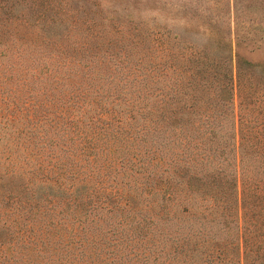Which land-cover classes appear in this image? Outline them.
I'll return each mask as SVG.
<instances>
[{"label":"trees","instance_id":"1","mask_svg":"<svg viewBox=\"0 0 264 264\" xmlns=\"http://www.w3.org/2000/svg\"><path fill=\"white\" fill-rule=\"evenodd\" d=\"M263 9L0 0V264H264Z\"/></svg>","mask_w":264,"mask_h":264},{"label":"rangeland","instance_id":"2","mask_svg":"<svg viewBox=\"0 0 264 264\" xmlns=\"http://www.w3.org/2000/svg\"><path fill=\"white\" fill-rule=\"evenodd\" d=\"M229 1L164 0L165 32H228L229 20L226 18V13H228ZM250 29H253L251 32H260L259 38L264 36V16L250 15L244 32ZM113 45L121 51V42H115ZM237 52L255 63L264 65V41H260L259 48L242 45L237 48ZM24 109L26 108L24 107ZM2 114L5 117V111H2ZM36 149L38 150V148ZM24 157L25 155L21 158V162ZM32 157H35V161L38 162L36 155Z\"/></svg>","mask_w":264,"mask_h":264}]
</instances>
